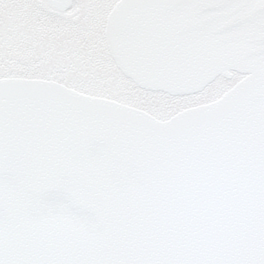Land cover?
I'll list each match as a JSON object with an SVG mask.
<instances>
[{
	"label": "snow or ice",
	"instance_id": "6c2138e0",
	"mask_svg": "<svg viewBox=\"0 0 264 264\" xmlns=\"http://www.w3.org/2000/svg\"><path fill=\"white\" fill-rule=\"evenodd\" d=\"M0 264H264V0H0Z\"/></svg>",
	"mask_w": 264,
	"mask_h": 264
}]
</instances>
